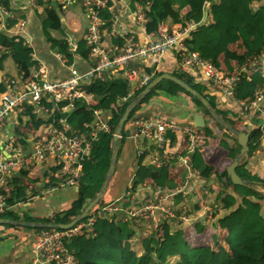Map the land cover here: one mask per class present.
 Instances as JSON below:
<instances>
[{"label": "trees", "instance_id": "16d2710c", "mask_svg": "<svg viewBox=\"0 0 264 264\" xmlns=\"http://www.w3.org/2000/svg\"><path fill=\"white\" fill-rule=\"evenodd\" d=\"M203 1L142 0L145 6L147 21H155V23L165 22L169 27L176 23L184 25L191 20H200ZM209 12L211 13V22L208 25H200L190 37L185 38L187 49L199 51L202 56L211 59L217 64L215 56L218 53L209 47L214 48V45H217L219 48H225L228 42L232 40V37H234L237 41L236 47L237 49H241V52L239 50L235 53L226 51L224 61L227 62V58L233 57L238 62H242L249 55H264V0H212ZM102 19L105 22L104 27L110 24L107 12L104 11ZM20 20L14 19L9 21L10 23H8L7 28L13 29L19 26ZM42 26L44 31H47L48 28L60 26L56 9L45 10ZM107 36L108 39L103 41L104 46L118 42H121L120 45L122 44L123 39L121 37L114 35ZM215 39H219V42L211 44ZM54 43L60 45L61 42L53 41L52 45ZM1 47L6 49L5 53L2 52ZM19 48L24 49L26 47L20 44ZM58 51L64 56H68L67 50L59 49ZM16 55L17 50L13 43V37L10 35H0V75L3 73L6 77L16 78L20 81L22 78L30 75V69L24 62H19L16 65L18 60ZM232 68L233 65L229 67V70H232ZM21 72L23 74H20ZM162 73H153L151 80ZM170 74L182 78L187 84L207 97L215 112L221 118L225 117V114L216 108L214 98L205 94L200 85L194 82L192 77L178 74L176 71ZM249 74L250 80L242 78L236 87V96L239 99H250L256 87L264 85V75L262 73L250 71ZM144 87L138 89L124 101L119 102L116 99L117 96L127 91V84L121 77H117L111 82L94 81L86 86V91L93 92L94 98L97 101V107L112 110L111 131L109 134H99L94 141L89 159L82 167V175L77 186V197L72 201L71 205L61 213L54 215L53 218L24 215V220L67 223L81 211L87 201L95 197L109 167L115 125L126 106L136 98ZM4 89V84L0 80V92L4 91ZM160 91L171 95H175L177 92L186 94L206 115L212 118L207 109L193 95L167 79H163L153 86L141 104L152 96L157 95ZM46 104L49 105L50 103ZM139 106L140 104L134 108L129 119L134 116ZM86 107L87 104L83 99H80L75 103V108L69 112L61 113V116L64 117L71 127L77 129L83 128V124L90 123L95 118L93 111H87ZM23 110L26 113L30 112L26 108L21 109L22 112ZM22 118H20L21 121H23ZM47 120L35 119L32 115L31 123L28 124V131L32 130L30 136L35 137L43 129L46 122H48ZM253 123L254 127L248 130V147H250L249 144L252 147L248 149L246 154H251L259 146L263 147L261 123L258 119L257 121L254 120ZM205 131L209 132L210 138H216L208 128H205ZM123 133L124 130L121 132L122 136L124 135ZM228 137L232 139V142H229L227 138H219L217 144L226 151L227 156L232 162L238 155L241 147L236 139ZM208 140L203 137L202 144L208 145ZM149 151L150 149H147L143 153L138 154L137 162L139 168H141L144 157ZM196 153H198V149L190 153L191 163L199 170L200 174L208 178L209 174L207 175L204 172L212 171L214 174L219 173L220 188L212 186L210 190L211 192L216 191V208L218 210L221 208L226 209L228 210L227 213H223L222 211L216 212L208 223H196L194 226L179 224L174 228L168 226L165 228L166 231L163 232L164 239L166 240L162 241L161 237H158L156 233L144 234L141 232L134 219L124 218L126 216L125 210L128 207V201H122L120 198L109 203H104L103 199H101L92 209L96 210L107 204H112L116 209L113 212H105L103 216L97 218L93 225L92 233L81 235H86L87 238L102 236L104 242L93 249L89 256L81 257L78 255V253L82 252L81 247L74 244V241L80 235L68 240L67 247L70 252L75 254L78 260L76 264H264V216L261 213V201L258 197H255L256 195H253L254 185H260L264 188V179L248 170L246 162L241 161L236 167V172L248 185H234L226 170L220 172L218 169L206 164L202 159H196ZM145 169L144 174L143 171L140 172V169L135 173L132 181L133 189L136 188L141 180L146 179L157 187L166 186L171 189L184 182L183 171L180 169L156 167L152 164H148ZM31 172L32 169L19 171L6 183L3 193L7 196V204L9 206L22 200L26 194V188L28 186L33 187L34 181L39 180V177H36ZM60 174L59 166L53 168L50 175L47 172L49 178L45 186H61L63 177ZM228 188H231L232 191L230 192ZM180 195L181 193H175L172 197L180 198ZM183 203L186 202L182 201L179 205L173 202V206L175 209H179ZM6 211L1 215L17 218L15 213H7ZM35 229L41 230V228Z\"/></svg>", "mask_w": 264, "mask_h": 264}, {"label": "built area", "instance_id": "2783aa9c", "mask_svg": "<svg viewBox=\"0 0 264 264\" xmlns=\"http://www.w3.org/2000/svg\"><path fill=\"white\" fill-rule=\"evenodd\" d=\"M28 1L35 8L39 4L43 5L51 1L63 8L74 3L81 4L88 17L85 34L86 51L88 56L94 57L95 60L87 70L80 71L71 68L69 76L60 80L48 78L45 64L33 66L30 77L21 81L23 90L19 89L20 84L17 80L3 79L5 89L0 92V126L9 115L28 102L33 105L32 114L38 118L46 116L45 120L48 119V122L42 131L31 138V152H25L21 146L14 145L13 137L11 141L1 146L0 187L12 171L29 165L41 164L50 157H54L55 165L60 167V176L63 177L60 185L77 186L82 175L83 164L89 159L94 141L99 134L110 133L112 118L109 119L110 121L94 118L92 122L83 124V128L76 129L71 127L59 113L71 111L75 108V103L83 99L88 108L98 115L102 107H97V103L91 100L92 92L86 91V86L94 81L108 82L110 75L117 71L123 74V79L128 86L124 94L117 96L116 99L119 102L146 86L151 81L154 71L133 67L132 62L137 58L145 59L150 55H162L168 50L176 49L178 71L181 75L195 79L202 72L210 79L214 89L232 99H238L236 87L240 80L242 78L250 80L249 73L242 76L239 72H224L214 61L205 58L199 51L189 50L186 47L185 38L190 37L200 25H208L211 22L209 8L212 0L203 1L202 16L198 21L191 20L184 25L178 24L170 29L162 28L157 38H153V33H150L145 42L137 40L132 33L124 32V42L114 48L106 47L102 43L105 22L101 13L103 9L110 8L108 0ZM135 6L137 8L136 22L146 24L148 21L142 0H135ZM12 17L13 14L6 0H0V30L7 26V19ZM24 24L25 22L22 21L18 30L23 29ZM116 48L120 49L118 53H116ZM236 62L239 71H258L264 74V59L259 55H249L242 62L237 60ZM262 98L263 91H255L252 97L243 103L244 109L259 110ZM127 124L130 126L128 137L134 140L138 154L150 149L146 155L150 164L156 167H184L188 171V179L200 174L191 163L190 152L199 149L198 145L203 138L202 129L195 125L181 127L179 134L185 146L171 148L168 146L174 138L171 133L179 130L172 121L149 114L134 115L127 120ZM262 145L264 146V137ZM2 148L12 150V154L5 156ZM141 186L146 188L149 194H144V188L140 189ZM141 186L139 189L132 188L125 192L128 207L124 217L134 219L141 232L156 233L158 237H162L163 233L161 235L158 231L163 227L174 228L190 221L189 204L183 203L179 209H175L171 201L172 195L183 192L185 185L180 184L174 189L166 186L157 187L154 183L152 185L141 184ZM203 190L208 192L205 187ZM9 207L6 195L0 194V215ZM115 209L116 207L112 204H107L96 210L91 209L84 219L70 228L38 230L33 242V259L29 264H76L78 260L75 254L69 251L67 241L74 239L77 235L92 233L96 219L103 216L105 212H113ZM205 212L208 219L215 214L212 206Z\"/></svg>", "mask_w": 264, "mask_h": 264}, {"label": "crops", "instance_id": "0c3cea01", "mask_svg": "<svg viewBox=\"0 0 264 264\" xmlns=\"http://www.w3.org/2000/svg\"><path fill=\"white\" fill-rule=\"evenodd\" d=\"M6 2L13 14V17L7 19V26L1 28L0 35H10L13 37V43L15 45V49L17 50L16 58L18 59L16 65H18L19 62H24L27 66H29L30 75L32 73V67L42 63L46 65V68L48 70V78L50 80H60L69 76L71 68L84 71L87 70L91 64H93L95 58L89 57L88 52L86 51L87 46L85 43V34L88 27V17L86 15L84 7L81 4L74 3L67 6V8H60L59 4L43 8V6L39 4L38 7L35 8L31 6L28 0H6ZM108 3L110 8L103 9L101 13L102 15L104 11L107 12L110 18V24L103 29L102 43L105 39H108L107 35L118 36L124 40V32L132 33L137 40L145 42L150 33H153V38H157L159 36L160 29H170L178 24H181L176 23L173 26L169 27V25L165 22L155 23V21H151L147 22V25H143L141 24V22H136L135 20V14L137 13L135 0H108ZM52 8L56 9L58 18L60 20V26H58L57 28H48L47 31H44L42 21L45 17V10ZM113 14H115V16L112 17ZM14 19H21L20 22H25L23 29L18 30L21 23L19 24V26L13 29L7 28L8 23H10L9 21ZM235 39L236 38L232 37V40L228 42L225 48H219V46L217 45H214V48H209H211L213 51L215 50L214 52L218 53V55L215 56V59L221 70L229 73L239 72L242 76H245L246 74L250 73V71H239L235 58H227V62L224 61V58L226 57V51H228L229 53H235L237 50H239L241 52V49H237L236 47L237 41ZM53 41H60L61 43L60 45L58 43H54L52 45ZM218 42L219 39H215L211 42V44H217ZM120 43L118 42L116 44H110L106 47L114 48L115 46H119ZM20 44L25 46L26 48L20 49ZM59 49L67 50L68 56L66 57L62 53H60L58 51ZM1 50L3 53L6 52V49L4 47H1ZM119 51L120 49L116 48V53H118ZM210 53H212V51H210ZM261 57L264 59V55H262ZM231 65H233V68L232 70H229V67ZM132 66L138 68L140 67L143 70H151L154 71V73H171L173 71H176L178 74H180V72L178 71V54L176 49L168 50L162 55H150L145 59L137 58L132 62ZM20 74H22V72ZM30 75L26 78H22L20 81H18L16 78H13L17 80V82H19L20 90L24 89L21 81L28 79ZM117 77H121V79L124 80L123 74L120 71H117L113 75H110L108 82L113 81ZM4 78L9 77H6V75L2 73L0 75V80L3 82ZM193 80L200 85L205 94H208L214 98L216 108L221 110L225 114V117L222 119L229 123L234 129L238 131L248 132L250 128L254 127L253 121H257L258 119V121L261 123L260 127L262 130L263 140L264 85L256 87L255 90L263 91V98L260 103L259 110H246L244 109L243 103L248 100L247 98L232 99L223 95L218 90L214 89L210 79L207 78L202 72H200L195 77V79L193 78ZM91 95V100L97 103L96 99L94 98L93 92ZM22 108H26L30 112L26 113L24 110L22 112ZM22 108L17 109L15 113L9 115L3 125L0 126V149L1 146H3L5 143L11 141L13 137L14 145L21 146L25 152L32 151V137L30 136L32 130H30V132L28 131V124L31 123L30 120L32 119L33 115V105L28 102ZM86 108L87 111H91L88 106ZM100 111L101 112L98 115H95V113H93L96 120L107 121L113 117L112 110L101 108ZM59 114L61 115V113ZM149 114L159 116L165 120H170L176 126H178V131H175L174 133L170 132L174 137L171 139V143L168 144V146L171 148H183L185 146L182 140V136L181 134H179V131L181 127L194 125L193 118L196 114H199L203 117L205 126L206 113L199 106H197L186 94L182 92H177L175 95H171L160 91L157 95L152 96L146 102L140 104L134 115ZM21 117H23L22 119L24 122L20 120ZM33 117L35 119L47 118L46 116L38 118L35 115H33ZM212 120L214 121V119ZM220 128L221 129H217L212 124H210V126L208 127L210 132L216 137L214 138L215 142L212 143V145L216 147V149H218L216 152V157L212 155L213 153L210 154L205 150L204 147H201L202 142L198 145L199 149L198 153H196V159H202L206 164L212 166L213 168H216L215 166L222 161H226L225 166L231 163V160L227 156L226 151H224V149L217 143L219 141V138L228 139V136H232L229 135V133H227L221 125ZM123 130L124 135L122 137H119L117 141H120V144L116 166L111 181L102 197L104 203H109L120 198L122 201H127L125 192L128 189H132V181L135 173L139 168V166L137 168L132 167L133 162H137L138 160V148L134 140L128 137V133L130 132L129 124L124 125ZM249 146L252 147L250 144ZM2 153L5 156H9L10 154H12V150L2 148ZM218 153H220L221 155H218ZM205 154L207 157H204ZM219 157H224V160L218 161ZM144 160H148L147 156L144 157ZM241 161L246 162V168L248 170L264 179V146H259L257 149L253 150L251 154H243L239 158V163ZM225 166L223 168L224 170ZM55 167V158L50 157L48 158V160L41 164L29 165L28 167L12 171V173L8 176L6 182L3 184V186L0 187V194H4L3 192L6 188V183L13 177V175L18 173L19 171L32 169L33 172V170H36L37 174L34 175L36 177H39V180L34 181L33 187L28 186L26 188V194L24 195L22 200H19L12 204L7 209V211L5 210L7 213H15L17 218H10L8 217V215H0V218L21 221H27L23 219L24 215L53 218L54 215L61 213L63 210L67 209L71 205L72 201L77 197L78 185H55L49 187L45 186V183L49 178L47 176V172H49L50 175L52 169ZM169 168H176L183 171L184 182L181 185H185L183 187L184 190L183 192H180V198L172 197L171 201L176 202L178 205L182 201L189 204L190 221L186 225L194 226V224L196 223H208L209 221H211L207 218L205 212L206 209L210 208L211 206L213 207L215 213L219 211L227 213L228 210L226 209L221 208L218 210L216 208V191L211 192L210 190L212 186L220 188L221 185L218 175L219 173L214 174V172L212 171H206L204 172L205 174H210L208 178L207 176L205 177V175L199 174L195 175L194 177L192 176L191 180L188 179V171L184 167L174 166ZM141 184L152 185L153 183L151 181H148V179L141 180V182H139L135 189H139ZM176 186H180V184ZM204 187L208 192H205L203 190ZM142 188L144 187L141 186L140 189ZM228 189L230 192L232 191L231 188ZM57 190H60V192L55 193ZM108 190H110L109 194L107 193ZM253 191V195H256L255 197H258L261 201V213L264 216V188L260 185H254ZM143 192L144 194H149V191L146 188L143 189ZM211 218H213V216ZM37 232L38 230L28 226L0 223V264L31 263L33 259V242L35 240ZM81 238L87 239V236L80 235L77 240L74 241V244L76 246H80L82 249ZM90 254L91 251L88 250H86V252H83L82 250V252L78 253V255L81 257L89 256Z\"/></svg>", "mask_w": 264, "mask_h": 264}, {"label": "water", "instance_id": "95a60500", "mask_svg": "<svg viewBox=\"0 0 264 264\" xmlns=\"http://www.w3.org/2000/svg\"><path fill=\"white\" fill-rule=\"evenodd\" d=\"M167 79L181 88H183L185 91L193 95L208 111V113L212 116V118L219 123L229 135H231L234 139H236L237 143L240 145V150L238 155L233 159V161L226 166V173L229 176L231 182L234 185H243L247 186V182L240 178V176L236 172V167L239 163V158L245 154L249 147H248V140H249V133L238 131L234 129L229 123L224 121L214 110V107L210 104L207 97H205L203 94L198 92L196 89H194L192 86L187 84L182 78L172 75L170 73H162L161 75H158L153 80L149 81V83L138 93L135 99H133L125 108L124 112L122 113L121 117L119 118L117 124L114 128L113 138H112V155L109 163L108 170L106 172L104 181L98 191V193L95 195L93 199H90L81 209V211L69 222L67 223H53V222H34V221H21V220H10L6 218H0V223L2 224H11V225H22V226H28L32 228H60V229H67L73 226L78 221L84 219L88 212L97 205V203L102 199L114 172L117 157H118V151L119 146L117 144V141L121 135V132L123 130L124 124L129 119V116L131 112L134 110L135 107H137L139 104H141L142 100L145 98V96L150 92L151 88L158 84L161 80ZM193 123L197 127H204V119L201 115L196 114L193 118Z\"/></svg>", "mask_w": 264, "mask_h": 264}, {"label": "rangeland", "instance_id": "374dc122", "mask_svg": "<svg viewBox=\"0 0 264 264\" xmlns=\"http://www.w3.org/2000/svg\"><path fill=\"white\" fill-rule=\"evenodd\" d=\"M58 3H55L54 1H51V2H48V3H43V8H46L48 5H57ZM67 8V7H66ZM127 124V123H126ZM125 124V125H126ZM210 124H212L215 128H217V129H221L220 128V125H218L216 122H214L213 120H212V118L211 117H209V116H207L206 115V117H205V126L204 127H199V128H201L202 129V135H203V137H205V138H207V139H210L209 140V145H204V144H201V147H204L205 148V150L206 151H208V153H210V154H212L214 157H216V152H217V150L218 149H216V147H214L213 145H212V143H214L215 142V140L213 139V138H210V134H209V132H206L205 131V128H208L209 126H210ZM236 127V126H235ZM228 139H229V142H232V140L228 137ZM227 139V140H228ZM118 144H120V141L118 142ZM212 150V151H211ZM207 154V153H206ZM206 154H205V156L204 157H207L206 156ZM218 155H221L220 153H218ZM222 160H224V157H219V159H218V161H222ZM149 164V161L148 160H144L143 161V164H142V166H141V168H138V169H140V172H142L143 171V174H144V171L146 170L145 168H147V165ZM226 165V161L224 162V161H222V162H220V163H218L215 167H216V169H218L220 172L221 171H223L224 169V166ZM132 167L133 168H137L138 167V163L136 162V161H134L133 162V164H132ZM223 169V170H222ZM225 169H226V166H225ZM33 174H37V171L36 170H33V172H32ZM208 175V174H207ZM210 176V174L208 175V177ZM109 191L110 190H108V194H109ZM58 192H60V190H57L55 193H58ZM208 217H209V215H208ZM210 218V217H209ZM176 222V224H177V221H175ZM166 230H165V228L163 227L162 229H160L159 231H158V233L159 234H161L162 235V233L163 232H165ZM146 232H148V231H146ZM82 239V250H83V252H86V250H88V251H92L93 249H95V248H97V246L100 244V243H102V242H104V238L102 237V236H97V237H95V236H93V237H89V238H87V239H84V238H81ZM161 239H162V241H165L166 239H164V236L162 235V237H161ZM164 239V240H163Z\"/></svg>", "mask_w": 264, "mask_h": 264}]
</instances>
